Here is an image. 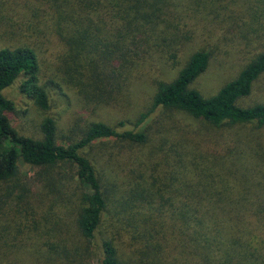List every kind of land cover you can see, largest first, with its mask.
Masks as SVG:
<instances>
[{
	"label": "trees",
	"instance_id": "obj_1",
	"mask_svg": "<svg viewBox=\"0 0 264 264\" xmlns=\"http://www.w3.org/2000/svg\"><path fill=\"white\" fill-rule=\"evenodd\" d=\"M244 15L264 19V0H0L2 40L14 43L0 47V264H87L103 229L97 264H125L121 240L139 263L264 264V104L241 105L264 75V52L209 97L191 85L212 53L180 57L199 22ZM160 63L176 73L154 81L137 124L161 109L213 131L249 133L219 147L208 136L171 143L160 136L137 182H124L89 149L109 140L144 146L145 126L119 130L123 122L93 120L63 143L53 118L40 121L39 139L11 124L15 105L5 91L19 78L20 92L43 112L51 86L95 112ZM20 163L39 169L49 190L34 196L19 179Z\"/></svg>",
	"mask_w": 264,
	"mask_h": 264
},
{
	"label": "rangeland",
	"instance_id": "obj_2",
	"mask_svg": "<svg viewBox=\"0 0 264 264\" xmlns=\"http://www.w3.org/2000/svg\"><path fill=\"white\" fill-rule=\"evenodd\" d=\"M242 19L240 21L238 19L236 22L233 20L220 21L213 16L199 22L202 25L197 27L198 38L190 43L185 53L180 56L183 62L190 53L201 48L212 53L208 68L191 85L205 97L214 95L225 83L234 79L253 57L264 52V19L253 22L249 15H244ZM2 26L4 25L0 26V47L14 44L2 40V38H6L2 32L4 28ZM5 30L9 31V29ZM175 73L176 70L164 66L162 63L156 64L134 80L127 91L116 100L115 105L98 108L95 112L94 109L86 110L71 102L73 94L67 88L59 90L54 86L47 88L50 107L48 111L43 112L36 108L25 94L20 92L22 79L19 78L5 91L6 96L15 105V110L10 115V121L18 133L39 139L41 136L39 134L40 121L45 117L53 118L58 128L57 140L63 143L76 137L83 126L93 120H101L110 126H116L119 122H123L124 126L119 130L137 131L145 126L149 141L144 146L134 147L131 150V146L127 143L109 140L89 149L91 160L96 161L98 165L101 162L100 166L105 169L108 176H115L118 180L124 179V182L128 180L137 182L138 176L144 173L147 167L146 162L152 144L160 139V136L164 137L163 141L168 143L179 142L182 138L192 139L191 137L200 141L208 136L210 138L207 141L219 147L224 145L222 144L224 139L231 138L236 132L249 133L246 132L247 130L238 131L237 129L226 130L223 133L213 131L200 121H194L181 113L161 109L153 112L145 120V123L137 124L139 115L145 112L151 104L155 88L154 81L169 80ZM253 104H264V75L255 82L251 94L241 101L243 106ZM72 128L74 129L68 132ZM262 138L264 144V133ZM41 173L39 169L19 164V179L32 187L34 196L38 191L49 190V187L43 188L45 176H42ZM103 234L104 229L96 235L94 245L89 246L91 251L87 258V264H97L100 257L98 246ZM118 247L122 252L125 264H155L152 258L148 263L132 260L128 241L122 242L121 240Z\"/></svg>",
	"mask_w": 264,
	"mask_h": 264
}]
</instances>
